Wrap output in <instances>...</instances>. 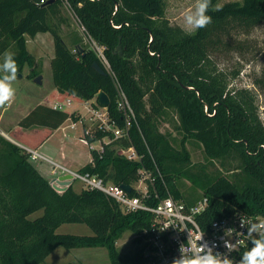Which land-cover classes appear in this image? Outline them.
I'll return each mask as SVG.
<instances>
[{
	"label": "trees",
	"instance_id": "16d2710c",
	"mask_svg": "<svg viewBox=\"0 0 264 264\" xmlns=\"http://www.w3.org/2000/svg\"><path fill=\"white\" fill-rule=\"evenodd\" d=\"M65 1L87 34L103 47L136 118L128 137L104 143L101 154L92 149L91 160L79 171L115 184H131L142 165L156 166L175 197L187 204L207 198L200 215L207 223L238 212L264 217V124L255 95L247 87L230 86L238 71L219 69L209 53L214 38L229 27L264 22V0H231L220 5L219 0H209L205 12L211 22L196 24L192 31L168 22L166 0H0V56L11 46L15 49L4 62L13 61L17 71L28 64L27 76L35 77L39 71L32 67L34 56L27 38L49 32L54 84L49 100L94 99L97 105V94L103 91L110 100L109 115L123 126L112 77L80 36L76 35L71 47L61 35ZM94 61L104 73L92 67ZM169 114L174 116L172 128L181 135L178 146L169 132L159 130V121ZM69 118L78 120L74 111L37 104L18 122L20 129L10 133L35 148ZM106 135L112 138L108 132L97 131L88 139ZM187 141L200 144L206 163L191 162ZM129 146L137 150L141 161L117 152ZM228 158L237 161L235 168L208 169L215 159L224 165ZM174 177H190L202 191L201 198L183 197ZM161 187L158 182V190ZM38 210L42 213L31 218ZM63 223H84L93 233L56 232ZM149 224V212H123L101 191H77L70 184L58 193L23 148L0 135V264H40L58 246L105 247L109 264H137L144 259L141 233ZM127 230L136 234L135 247L122 253L116 242ZM258 243L264 244V236L251 240L248 250Z\"/></svg>",
	"mask_w": 264,
	"mask_h": 264
},
{
	"label": "rangeland",
	"instance_id": "374dc122",
	"mask_svg": "<svg viewBox=\"0 0 264 264\" xmlns=\"http://www.w3.org/2000/svg\"><path fill=\"white\" fill-rule=\"evenodd\" d=\"M227 1L231 0H219L217 5ZM200 3V0H166L165 17L171 25H177L185 31H192L196 27V18L199 13L198 5ZM62 12L66 22L61 25V35L65 42L72 47L71 42L78 35L87 47H91L90 40H88L82 31V25H80L70 7L64 4ZM27 44L29 51L35 57L34 67L39 71V75H41V83H36L34 77L30 78L27 76L26 73H29L31 69L28 64H25L20 71L16 70L15 73H13L12 68L7 66L8 62L4 61L14 54V47H9L0 56V80L3 81V84L7 85L11 99L7 106H4V103L0 104V115L2 117L0 119V131H6L11 137L13 135L8 131V121L12 119V110L18 102H21V98H23V102L29 105L38 101L46 102L51 99L50 94L54 89L49 59L53 53L52 39L50 46L44 44L42 41L41 45L38 46L37 42L34 44L31 40ZM209 53L219 69L228 73L238 71L237 75L230 80V86H242L252 90L255 95L259 117L264 124V22L250 26L234 25L229 27L220 37L214 38ZM71 98V106H66L65 110L74 111L75 115L79 117V121L66 120L61 128L49 135L48 146H50V149L53 148L54 153L60 152V146L64 147L69 162L73 164V168H76L88 163L87 155H89L91 160L92 148L89 145L83 144L78 139L82 134V128L84 127L85 129L90 126L85 101ZM2 107L6 108L3 109ZM172 118L174 116L169 114L161 119L159 121V130L165 133L169 132L171 137L176 140L175 145L178 146L181 135L172 128ZM72 121L77 122L74 128L70 125ZM92 145L95 146V141H93ZM185 146L190 153L192 163L199 165L208 161L200 144L197 142L187 141ZM39 151L46 156L52 157L45 150ZM43 161L41 160V162ZM85 161L87 162L84 163ZM30 162L35 167H38L40 163L39 161ZM236 164L237 161L232 158L226 159L224 165L215 159L213 165H209L208 169L213 170L216 168L219 171L225 172L227 168H235ZM82 166L77 167V171ZM45 174L47 173L45 172ZM174 181L183 197L190 195L197 200L201 198L202 191L195 187L190 177H174ZM70 184L77 191L84 188V184L78 179L73 180ZM41 213V210L35 211L30 217L35 218ZM56 232L78 235H90L93 233L90 227L84 223H63L56 229ZM134 237H136V234L128 230L122 234L116 242L120 252L130 253L134 250L135 243L132 241ZM67 262L73 264H109V259L105 247L67 249L63 246H58L40 264H65Z\"/></svg>",
	"mask_w": 264,
	"mask_h": 264
},
{
	"label": "built area",
	"instance_id": "2783aa9c",
	"mask_svg": "<svg viewBox=\"0 0 264 264\" xmlns=\"http://www.w3.org/2000/svg\"><path fill=\"white\" fill-rule=\"evenodd\" d=\"M65 5L68 6L66 1ZM82 31L90 40L89 48L94 51L117 86L116 105L124 121L123 126H119L117 121L109 115L106 106H101L99 103L95 105L91 100V102L85 101L90 126L82 128V134L78 139L101 154L104 143H109L116 138L128 137L129 127L136 118L126 94L117 82L103 47L87 34L83 26ZM10 101L8 96L3 101L4 106H7ZM51 106L55 109H65L66 106H71V98L55 101ZM75 123L77 122L72 121L70 124L72 128L75 127ZM97 131L108 132L112 134V138L108 135L98 138L93 146V141H89L88 137H93ZM20 147L28 154L29 161L44 160L49 163L48 180L51 187L58 193H62L70 185L62 183L63 181L58 177L68 172L72 176V181L78 179L84 184V188L101 191L112 198L123 212H149V227L141 233L144 259L137 264H184L185 261L203 260L208 256H213L220 262L227 259L231 264H245V255L249 252L248 243L264 236L262 215L238 212L205 222L200 215L206 209L207 198L202 197L194 204H187L183 198L175 197L156 166L151 169L142 165L137 171V178L129 184L131 191H126L120 184L105 181L98 174L67 168L46 157L37 148L25 145ZM117 152L129 160L141 161L140 154L133 146L120 147ZM158 182L162 185L161 191L158 190Z\"/></svg>",
	"mask_w": 264,
	"mask_h": 264
},
{
	"label": "crops",
	"instance_id": "0c3cea01",
	"mask_svg": "<svg viewBox=\"0 0 264 264\" xmlns=\"http://www.w3.org/2000/svg\"><path fill=\"white\" fill-rule=\"evenodd\" d=\"M51 39H52V36L49 32H41V33H37L34 37L32 38H27V43L29 40L32 41V43H38L37 45L40 46L41 45V41L44 42V44H47L48 46L51 45ZM53 41V39H52ZM72 44V42H71ZM27 48H28V44H27ZM29 50V49H28ZM31 53V52H30ZM33 55V53H31ZM34 56V55H33ZM53 56V53L51 55V57ZM51 57L49 59H51ZM34 61H35V57H34ZM44 65V64H43ZM34 67V62H33V66ZM35 68V67H34ZM28 74V73H26ZM0 83H3L2 80H0ZM94 100V99H93ZM91 100V101H93ZM89 100V102H91ZM55 101H46V102H41V101H38V102H35V103H32L31 105H29L28 103H25L23 102V98H21V102H18L17 105L14 107V109L12 110V116H11V120L8 121L9 123V127H8V131L10 130H16V129H20L19 125H18V122L25 116L28 114V112L34 107L36 106L37 104H46V105H52ZM3 109H5L6 107H2ZM0 119H2L1 115H0ZM68 120V119H67ZM65 122V121H64ZM64 122L58 127L56 128L54 131L58 130L59 128H61L64 124ZM53 131V132H54ZM0 135H2L3 137H6L8 140H11L12 142L16 143L17 145H25V146H28L26 144H23L15 139H13L11 136H9V134L6 132V131H3L1 130L0 131ZM48 139H45L38 147H35L39 150H45V152L49 153V155L51 154L52 157H49V156H46L56 162H58L59 164L67 167V168H70L72 170H77V167H80V166H77L76 168H73V164H71L69 162V159H68V156H67V153L65 152V148L61 147L60 146V152L59 153H54L53 152V148L50 149V146H48ZM30 147V146H28ZM33 148V147H32ZM42 153V152H41ZM43 154V153H42ZM44 155V154H43ZM90 160V157L89 155H87V161L89 162ZM87 161H85L84 163H86ZM40 163L38 164V167H36V169L46 178L49 177V163L48 162H41L39 161ZM45 172L47 174H45ZM48 175V176H47ZM50 254V253H49ZM48 254V255H49ZM47 255V256H48Z\"/></svg>",
	"mask_w": 264,
	"mask_h": 264
},
{
	"label": "clouds",
	"instance_id": "9594fccd",
	"mask_svg": "<svg viewBox=\"0 0 264 264\" xmlns=\"http://www.w3.org/2000/svg\"><path fill=\"white\" fill-rule=\"evenodd\" d=\"M209 5V0H202L198 5L199 13L196 18V24L200 26H205L211 22V16L206 14L205 9ZM191 19V17H189ZM7 66L12 68L13 73L16 71V66L13 61L8 60ZM9 96V89L6 84L0 83V104L3 103ZM245 264H264V244H257L245 255ZM184 264H231L227 259L220 262L213 256H208L203 260L194 259L192 261H185Z\"/></svg>",
	"mask_w": 264,
	"mask_h": 264
},
{
	"label": "water",
	"instance_id": "95a60500",
	"mask_svg": "<svg viewBox=\"0 0 264 264\" xmlns=\"http://www.w3.org/2000/svg\"><path fill=\"white\" fill-rule=\"evenodd\" d=\"M117 50L119 51V53L121 54L122 53V50L120 48V45L117 46ZM92 67L97 70L98 72L100 73H104V69L101 67V65L97 62V61H94L92 63ZM41 75H36L34 77V81L36 83H41ZM97 101L98 103L101 105V106H108L109 103H110V100L107 96V94L103 91H100L98 94H97ZM59 179H61L64 183V184H70L72 182V176L70 173L66 172V173H63V174H60L59 176ZM120 186L122 188H124L126 191H131V186L129 184H120ZM54 187V186H53Z\"/></svg>",
	"mask_w": 264,
	"mask_h": 264
}]
</instances>
